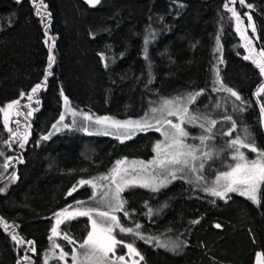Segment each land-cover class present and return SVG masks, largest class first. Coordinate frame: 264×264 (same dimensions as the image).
Segmentation results:
<instances>
[{"label": "trees", "instance_id": "1", "mask_svg": "<svg viewBox=\"0 0 264 264\" xmlns=\"http://www.w3.org/2000/svg\"><path fill=\"white\" fill-rule=\"evenodd\" d=\"M244 12L255 39L244 28ZM262 50L264 0H100L94 7L80 0H0V109L10 114L5 126L0 111V264H45L55 214L90 194L79 181L117 161L152 156L159 138L153 130L123 142L73 131L42 139L65 97L73 110L134 121L154 101L200 92L188 109L198 123L217 122L207 132L216 158L233 152L236 137L264 150L258 115L264 93L256 94L264 75L244 59H258ZM14 101L19 104L8 109ZM123 201L119 224L140 235L117 227L113 236L123 243L114 257L129 243L139 264H255L264 254V185L257 205L233 194L223 200L203 195L181 180L155 192L129 189ZM89 227L84 216L62 222L57 249L80 246ZM152 237H174L180 246L156 247Z\"/></svg>", "mask_w": 264, "mask_h": 264}, {"label": "rangeland", "instance_id": "2", "mask_svg": "<svg viewBox=\"0 0 264 264\" xmlns=\"http://www.w3.org/2000/svg\"><path fill=\"white\" fill-rule=\"evenodd\" d=\"M229 5L234 4L232 0H227ZM238 2L239 0H235V3ZM249 14L247 12H244L241 16V18L244 21V28L249 30L252 37L255 39V31L252 30L253 23L252 21H249L248 19ZM252 25V26H250ZM243 28V29H244ZM260 54V53H259ZM258 59H260V55H258ZM217 74V71L215 70V76ZM187 97L188 96H180V97H175V98H168V99H161L158 101H154L150 104V109L149 112L134 121H143L147 120L152 127L151 128H146L144 130H139L136 129L135 126H129L127 128H119L116 126L111 125L110 123H105V124H95L94 120L95 117H93V120H85L84 116L88 115L91 116L90 114L84 113V112H79L76 110H73L68 104H65V101L61 105V110L59 117L56 119V121L51 125L47 136L51 133L49 137L54 136L55 134H59L61 132H78L83 135L87 136H104V137H109L111 139H114L118 142H123L128 139H131L133 136H135L138 133L146 132L148 130H153L157 133L158 135V140L157 142L153 145L152 149V156L148 159H123L121 161H124L123 164H121L119 167L124 170L126 169L127 171H121V176L123 177L124 181H134V183H129L127 186L123 187V190L119 193V199L123 201V193L129 189L132 188H140L148 191H153L152 186H156L157 190H160L162 188H165L168 186L170 183H172L175 180H181L189 185H191L194 189L199 190L203 195H207L216 199L223 200L227 196L233 194V195H238L241 196L251 203L257 205V203H254L252 200H250L247 196H242L238 192H230L227 193V195L222 199L217 196L211 195L209 191H206L205 189L216 187L215 181L216 177L220 175V173L229 171L231 167L235 166V164L238 162L237 160H234L232 157L235 154V150L233 149V152H228L225 153L223 152L222 155L226 156V158H221L216 156V153L213 150L212 144L210 143L209 140L205 141V143L202 145L200 137L201 136H207V132L205 131L206 128L209 127L208 122L206 121L203 123L204 127H200L201 123H198L199 119H197L195 122H188V117L190 116L189 109L188 113L185 114L183 113L182 109L184 107L189 108L190 103L187 102ZM165 100H172L174 101L173 104L171 105H164ZM155 108L157 109L156 112H153L152 109ZM175 111L177 114L175 116L173 115H168L169 111ZM75 112L76 115H73L72 113ZM61 115L64 116V120L60 121ZM10 117V114H8V118ZM105 117V116H104ZM108 117V116H106ZM111 118V117H110ZM10 119V118H9ZM114 119V118H112ZM116 120V119H115ZM167 120H171L174 124H181V127L188 133L187 137H182L181 139L183 140V143L186 145L190 146H195L199 151L197 152L198 156L202 157L203 152H211L212 157L211 159H205L204 160V168L202 171L198 172H192L189 169L185 168L184 171H178L177 169L181 166L178 165H161L159 163L160 160L166 159V156L164 152L162 151L160 154H158L155 151V145L157 143H161L162 147L164 144H171V135L175 131L174 129H171V127L165 122ZM181 120L184 122L181 123ZM59 121V123H57ZM56 124L57 128L60 130L57 131L56 129L53 128V125ZM64 125H68L69 127L65 128ZM198 125V126H197ZM198 127L200 129H198ZM84 128H87V132L83 131ZM159 129L157 131L156 129ZM196 129L199 131L196 133ZM93 133L92 135H89L88 133ZM104 132H107L108 134L105 135ZM165 133L168 134L166 137ZM131 134L130 138H125V136ZM223 146H228L227 144H224ZM242 149V148H241ZM240 149V151H241ZM246 149V148H245ZM249 151V156L245 154V157L247 160H255L257 159V153L252 152L250 149H246ZM169 151H174V149H169ZM242 152H244L242 150ZM221 156V154H220ZM170 158V157H167ZM219 159V160H218ZM153 161H156V163H152ZM197 165L199 164V161L196 162ZM117 165L116 163L111 166L106 173L97 175L89 180H93L94 183L97 185V187L94 189L91 185L85 184L87 187L90 189V194L84 198L83 200H80L83 202L82 204H77V201L71 204V208H69V211H73L76 208H81V209H86V208H98L100 211H108L109 208L107 207V204L110 203H115V200H113V197L116 194V188L118 183H122L121 181V176H118L116 178L117 183H112L110 174L112 172V169L115 168ZM219 169V170H218ZM224 169V170H223ZM170 172H175L176 178L173 179L171 175H169ZM102 176H109L110 178L107 180H101L99 179ZM198 176H202L203 179H197ZM164 181L163 186H160V182ZM144 183H148L150 186L149 187H143L141 186ZM223 183V182H221ZM95 192V198L93 199V194ZM104 193H107V196L104 198V200H101V197ZM258 199H259V193L257 194ZM79 201V200H78ZM124 203V201H123ZM65 209V208H64ZM63 210V209H62ZM60 210L59 212H61ZM121 211H115L112 214L117 216L118 213ZM58 213V212H57ZM80 217V216H76ZM88 219L89 221V232L92 230V224L91 220L89 217L84 216ZM74 218V217H73ZM62 221L64 222L65 220L63 217H61ZM71 219V218H69ZM93 219H96L98 222L100 221V217H97L95 213H93ZM56 220L57 217L56 215L53 218V224L52 228L56 226ZM52 228L50 232V241H51V246L49 249V253L47 256V260L44 261V263H48L52 259H59L63 262V264H73V255L75 254L77 256V264H93V262L85 257V253L87 249H81L80 246H77L75 248H71L70 252L68 253L67 256L64 257V259H60L61 256V251L57 249V245L55 240L57 239L58 235H53L52 233ZM58 228V227H57ZM117 227L113 226V231L112 235H114V232ZM88 236V235H87ZM86 236V238H87ZM151 239L156 247L160 248H167L171 251H175L179 248L180 242L178 241L177 238L174 237H152L149 238ZM125 260L120 261L118 257H114L112 253H109V257L112 261V264H139L138 261L135 259L136 256L134 254H131L129 252V249L126 248V253L123 255ZM255 264H257V261H255Z\"/></svg>", "mask_w": 264, "mask_h": 264}, {"label": "snow or ice", "instance_id": "3", "mask_svg": "<svg viewBox=\"0 0 264 264\" xmlns=\"http://www.w3.org/2000/svg\"><path fill=\"white\" fill-rule=\"evenodd\" d=\"M100 0H88V3L91 5H95L99 3ZM233 3H235V0H232ZM241 4L245 3V0H239ZM251 7V5H248ZM225 7H228L225 5ZM230 12L233 13V16L236 17L237 21H240L239 15L235 12L234 9L228 8ZM249 21H251V16L248 17ZM252 26V25H250ZM239 31V28L237 29ZM252 30L255 31L254 26H252ZM242 38H244L248 44H251V39L245 36L242 33ZM251 51V49H249ZM260 59H255L252 56H245L244 59H251L252 62L259 68L260 74L264 75V50L260 52ZM49 68H51V64L54 61V57H49ZM222 62V61H221ZM48 75H51L49 72ZM47 78V77H46ZM45 78V79H46ZM41 88V84H37L33 89L32 93H36ZM220 90V89H217ZM224 91L230 92L232 96L236 97L237 100L241 99L240 96L233 91L230 88H223ZM261 93H264V85H261L260 88L257 90V95L259 96ZM201 93H190L187 97L188 103H193L197 96H199ZM29 100L32 99V96L29 95ZM174 101L172 100H165L164 105H171ZM19 101H14L13 103L9 104L7 106L8 109L13 108L14 105H18ZM65 104H68L67 97H65ZM0 111L5 112V126H7V117L8 112L5 109H0ZM153 112H156L157 109L153 108ZM183 113H188V108L184 107L182 109ZM261 112L264 113V107L261 108ZM73 115H76L75 112L72 113ZM177 113L175 111H169L168 115L175 116ZM28 115H31V112L28 113ZM85 120H93L92 116L85 115ZM198 118L194 115H190L188 117V122L192 123L195 122ZM205 119H207L205 117ZM226 119L231 120V117H226ZM64 120V116L61 115L60 121ZM171 129H174L175 131L171 135V144H164L162 147L161 143H157L155 145V151L160 154L162 151L164 152L166 159L160 160L159 163L161 165H178L181 166L177 170L178 171H184L185 168L189 169L192 172H198L202 171L204 168V160L205 159H211L212 153L211 152H203L202 157L197 155V152L199 149H197L195 146L186 145L183 143L182 137H187L188 133L181 127V124H174L171 120L165 121ZM184 121L181 120V123ZM59 123V121L57 122ZM95 124H105L110 123L113 126L119 127V128H127L129 126H135L136 129L144 130L146 128H151L152 125L145 119L143 121H119L112 119L110 117H95L94 120ZM217 122L215 120H208L209 127L205 129L206 132H211L212 126H215ZM202 128L204 127L203 124L200 125ZM65 128L69 127L68 125H64ZM53 128L59 131L60 129L57 128V125L54 124ZM235 129V122H233V130ZM159 131V129H156ZM11 131V129H9ZM83 131L87 132V128H84ZM89 135H92L93 133H88ZM105 135H107V132H104ZM15 135V133H14ZM51 133L49 134V136ZM166 137L168 136L167 133H165ZM226 135H231V131L226 133ZM49 136H44L42 139L47 140L49 139ZM131 134L125 136V138H130ZM211 136H201V144L203 145L205 141L212 139ZM25 140L27 137L25 136ZM23 147V143L20 145ZM229 147L233 148L235 150V154L233 155V159L237 160L238 162L235 164V166L231 167L229 171H225L220 173L216 177V187L205 189L206 191H209L211 195L217 196L220 198H224L227 193L230 192H238L242 196H247L250 200H252L254 203L259 204L260 201L258 199L257 194L261 191V186L264 185V150H258L255 146L254 141L248 140V142H245V139H241L240 137H236L235 139H232L230 141ZM241 148L250 149L252 152L257 153V159L255 160H247L245 157V154L240 151ZM169 149H174V151H169ZM170 157V158H167ZM197 161H199V164L197 165ZM124 161H117L116 167L112 169V172L110 174L112 183H117L116 178L118 176H121V171L126 172L127 170H122L119 166L123 164ZM152 163H156V161H153ZM169 175L172 176L173 179L176 178L175 172H170ZM109 176H102L99 179L101 180H107L110 178ZM197 179H203L202 176H198ZM122 183L117 184L116 188V194L113 197V200H115V203H108L107 207L109 208L108 211H100L98 208H76L73 211H69V208L72 206L70 205L69 208L63 209L61 212L56 213V226L52 228L53 235H59L60 233L57 231V227L63 222L61 217L64 219L73 218L76 216H87L91 220L92 224V230L88 233L87 238L83 241V243L80 244L81 249H87L85 253V257L93 262V264H112V261L109 257V253H114L115 247L123 243L122 241L116 240L115 236L112 235L113 226L119 227L121 232H127L132 233L137 236L140 234L138 232H134L132 228H125L121 227L119 224L118 218L113 215L112 213L115 211H121L123 210V201L119 199V193L123 190V187L127 186L129 183H134V181H124L123 177L121 176ZM223 182V183H221ZM81 185L89 184L94 189L97 187V185L94 183L93 180H81L79 181ZM164 181L160 182V186H163ZM141 186L143 187H149L150 185L148 183H144ZM153 191L157 190L156 186H152ZM73 191H75V187L73 188ZM71 195V192L69 193ZM107 196V193H104L101 197V200L103 201L104 198ZM95 198V192L93 194V199ZM83 202L77 201V204H82ZM93 213L97 217H100V221L98 222L96 219H93ZM125 215H128L127 212H125ZM7 227V225H5ZM140 225H136V228L138 229ZM216 227H220V225H216ZM143 238V237H141ZM13 239H17L16 236H13ZM64 239L69 240V243H74L71 238L68 236H65ZM31 243V242H29ZM131 254L139 255L138 252H136V249L132 246V244L125 245ZM57 247H59L57 245ZM68 253H61L60 259H64L65 256H67ZM25 260L28 259V257H24ZM120 261H124V256L118 257ZM142 259V257H141ZM73 264H77V256L73 255ZM257 264H264V254H258L257 258Z\"/></svg>", "mask_w": 264, "mask_h": 264}, {"label": "water", "instance_id": "4", "mask_svg": "<svg viewBox=\"0 0 264 264\" xmlns=\"http://www.w3.org/2000/svg\"><path fill=\"white\" fill-rule=\"evenodd\" d=\"M82 3H84L85 5H87L88 7H94L96 6L97 4L95 5H91L88 3V0H80ZM258 115H259V127H260V130L264 136V113L261 112V108L258 107Z\"/></svg>", "mask_w": 264, "mask_h": 264}, {"label": "flooded vegetation", "instance_id": "5", "mask_svg": "<svg viewBox=\"0 0 264 264\" xmlns=\"http://www.w3.org/2000/svg\"><path fill=\"white\" fill-rule=\"evenodd\" d=\"M257 258H258V257H257ZM257 258H256V259H257Z\"/></svg>", "mask_w": 264, "mask_h": 264}]
</instances>
